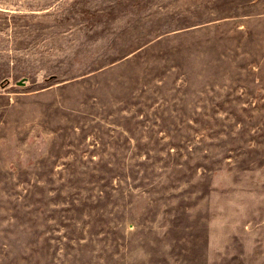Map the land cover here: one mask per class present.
Here are the masks:
<instances>
[{
  "label": "rangeland",
  "instance_id": "obj_1",
  "mask_svg": "<svg viewBox=\"0 0 264 264\" xmlns=\"http://www.w3.org/2000/svg\"><path fill=\"white\" fill-rule=\"evenodd\" d=\"M0 264H264V0H0Z\"/></svg>",
  "mask_w": 264,
  "mask_h": 264
}]
</instances>
